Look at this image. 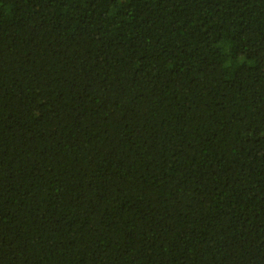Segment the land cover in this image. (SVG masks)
Returning a JSON list of instances; mask_svg holds the SVG:
<instances>
[{
    "label": "trees",
    "instance_id": "1",
    "mask_svg": "<svg viewBox=\"0 0 264 264\" xmlns=\"http://www.w3.org/2000/svg\"><path fill=\"white\" fill-rule=\"evenodd\" d=\"M0 264H264V0H0Z\"/></svg>",
    "mask_w": 264,
    "mask_h": 264
}]
</instances>
